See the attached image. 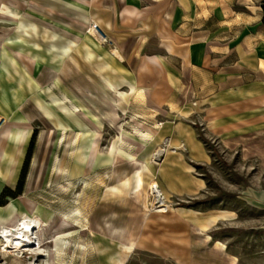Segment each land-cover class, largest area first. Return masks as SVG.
Listing matches in <instances>:
<instances>
[{
	"label": "rangeland",
	"instance_id": "1",
	"mask_svg": "<svg viewBox=\"0 0 264 264\" xmlns=\"http://www.w3.org/2000/svg\"><path fill=\"white\" fill-rule=\"evenodd\" d=\"M33 1L77 29L33 14L44 87L0 82L1 110L25 102L42 112L28 142L46 130L22 213L7 221L13 247L0 226V264H264V67L239 60L246 37H264L263 0ZM12 17L0 26L22 24ZM72 37V58V41L62 56ZM30 229L28 250L20 236Z\"/></svg>",
	"mask_w": 264,
	"mask_h": 264
},
{
	"label": "crops",
	"instance_id": "2",
	"mask_svg": "<svg viewBox=\"0 0 264 264\" xmlns=\"http://www.w3.org/2000/svg\"><path fill=\"white\" fill-rule=\"evenodd\" d=\"M33 1V0H31ZM35 2V1H33ZM36 3V2H35ZM38 4V3H36ZM39 6L43 7V11H38L37 8L32 9L30 5H27L25 0H14V2L11 3L9 6H0V18L1 15L10 14L12 15L13 19L16 23V21L21 20L22 24H14L10 27H1L0 26V82L3 80V84L9 85L6 83L7 78H14L15 82L19 80V78L23 79V81H28L29 84H33V86L36 88V90L42 89L44 86L41 83V80L43 77H47V68L45 67L39 69V72L37 74L35 73V68L40 66L44 60L47 59L48 53L45 51L43 52V49L41 48L42 42H32L31 35L33 34V31L36 30V26L32 24L33 20L35 19L34 15H38L41 17H46L48 19H51L62 26H66L72 30L77 29V27L74 25L75 22L73 20H65L62 16H60L59 12H56L54 9L49 8L44 5ZM111 8V6H110ZM109 8V9H110ZM50 10L52 14H49ZM108 10V9H107ZM50 12V13H51ZM49 14V15H48ZM258 15V14H257ZM171 13H166V18H170ZM259 21V16L255 18L253 21L249 22H242V23H233V26L241 27L246 26L248 24H255ZM71 23L72 26L66 24ZM241 24V25H240ZM1 25V22H0ZM23 25V27H22ZM238 29V28H236ZM240 29V28H239ZM54 30L53 26H46L45 31L42 30L41 34L44 37H49L50 33ZM24 33V36L21 35V33ZM23 37V43L19 44V41L17 38L12 41L11 39L13 37L17 36ZM29 35V37H28ZM159 37L161 34H158ZM163 39L170 40V35L165 34L162 35ZM264 37L259 35H252L251 37H246L239 45V60L240 62H249L252 66H258L259 68L264 67V60L260 59L257 56V52L259 49V45L261 43H264ZM76 40L74 37L70 39L69 42L65 43L62 50L60 51L63 55H71L72 58V48L75 46ZM205 38L202 37L199 39V41H204ZM72 43L71 50L69 53L65 54L63 53V50L66 46H69L70 42ZM229 42H232L230 40ZM17 47V48H14ZM21 47V48H19ZM227 47L226 44H222V48ZM3 49L6 50L3 51ZM22 49V50H21ZM165 53L166 55H172L173 53V46L171 44H165ZM14 53L20 54L23 56V59L16 58ZM52 55L54 60H58L60 57L58 52H55L52 54L49 53V55ZM50 55V56H51ZM61 58V57H60ZM183 59L185 60L187 64H189V58L188 55H183ZM209 54H205L203 57V63L205 64L208 60H210ZM256 64V65H254ZM240 66V65H238ZM53 77H58L60 74L57 72L52 73ZM19 77V78H18ZM48 80H45L47 82ZM2 85L0 83V92L2 91ZM0 113L5 116V121L0 125L3 126L4 124L10 125L9 128L4 129L5 126L0 130L1 138H0V200H3L4 202L0 204V225L5 224L11 217H15L17 214L22 213L21 211H18V201L22 198V194L33 186L34 180L32 185H28L30 182V177L33 172L34 178H35V170L36 167H34L33 162L34 158L38 156L39 159V152L41 151V148L45 142L46 138V130H40L37 134L36 138V148L34 150V153L32 154L30 164H29V170L24 182L23 192L18 195L16 198H10L8 196H5L1 199V194L4 190L14 191L17 182H18V175L21 168V161L23 160V156L26 152V145L28 142V138L30 135L31 130L33 129V125L40 123L41 119L43 118L42 112L37 111L36 107H33L30 104H27L25 102H15L13 103L8 110L0 109ZM45 136V138H44ZM44 139V140H43ZM42 142L41 145H38V142ZM37 154V155H36ZM38 164V162H37ZM29 186V187H28ZM12 204L14 206V212L7 218L6 215L3 214V212L6 209V206H10ZM26 213V212H25ZM5 216V218H4ZM3 223V224H2Z\"/></svg>",
	"mask_w": 264,
	"mask_h": 264
},
{
	"label": "bare ground",
	"instance_id": "3",
	"mask_svg": "<svg viewBox=\"0 0 264 264\" xmlns=\"http://www.w3.org/2000/svg\"><path fill=\"white\" fill-rule=\"evenodd\" d=\"M89 27V26H88ZM91 28V27H89ZM2 127V126H1ZM154 200L156 203L158 204H161L162 203V198H161V195L158 194V193H155L154 196H153ZM18 222V225L19 226H22L23 229H26L28 227L29 229V225H30V222L28 221V219L26 217H22ZM76 222V221H75ZM74 224V223H73ZM1 226V230H2V233H3V236H4V240L7 242V243H11L10 244V247H13L12 243L15 242L17 239H19V235L17 233V230H16V226H9L8 222H6V224L4 225H0ZM31 230V229H30ZM32 231V230H31ZM34 231L32 232H26V234L24 235L23 233L21 234V239H22V242L24 243L25 247L30 250L33 248V239H34ZM34 258L33 256L29 258V260L27 261V264H34Z\"/></svg>",
	"mask_w": 264,
	"mask_h": 264
},
{
	"label": "trees",
	"instance_id": "4",
	"mask_svg": "<svg viewBox=\"0 0 264 264\" xmlns=\"http://www.w3.org/2000/svg\"><path fill=\"white\" fill-rule=\"evenodd\" d=\"M262 2H263V5H262V11H263L262 23L264 24V0ZM36 135H37V131L34 130L32 132V135H31L30 140H29L28 145H27L24 162H23L20 174H19V178H18V182H17V186H16L15 190L14 191L4 190L1 194V199L5 196H8L10 198H16L18 195H20L23 192L24 182H25L28 170H29L30 160H31L32 153H33V150L35 147Z\"/></svg>",
	"mask_w": 264,
	"mask_h": 264
},
{
	"label": "built area",
	"instance_id": "5",
	"mask_svg": "<svg viewBox=\"0 0 264 264\" xmlns=\"http://www.w3.org/2000/svg\"><path fill=\"white\" fill-rule=\"evenodd\" d=\"M1 119V118H0ZM3 121V120H2Z\"/></svg>",
	"mask_w": 264,
	"mask_h": 264
}]
</instances>
